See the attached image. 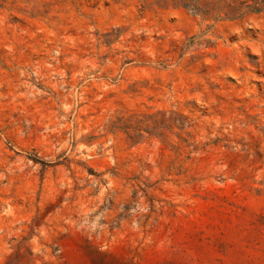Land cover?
<instances>
[{"label": "rangeland", "instance_id": "1", "mask_svg": "<svg viewBox=\"0 0 264 264\" xmlns=\"http://www.w3.org/2000/svg\"><path fill=\"white\" fill-rule=\"evenodd\" d=\"M0 264H264V0H0Z\"/></svg>", "mask_w": 264, "mask_h": 264}]
</instances>
